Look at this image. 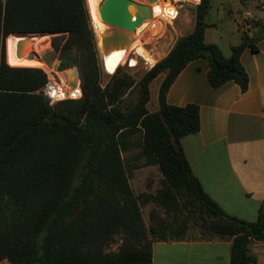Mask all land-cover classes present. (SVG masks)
Wrapping results in <instances>:
<instances>
[{
	"label": "trees",
	"instance_id": "16d2710c",
	"mask_svg": "<svg viewBox=\"0 0 264 264\" xmlns=\"http://www.w3.org/2000/svg\"><path fill=\"white\" fill-rule=\"evenodd\" d=\"M210 8L211 0L201 1L193 31L142 80L118 68L102 86L87 0H0L1 261L153 264L154 242L187 240L196 222L201 240H232L230 264H257L251 247L264 242V210L249 222L227 214L205 193L181 146L184 137L200 131L199 107L167 103L178 75L198 59L209 63L213 87L234 81L243 92L249 88L241 64L247 43L227 58L205 41ZM18 33L57 35L51 45L59 69L78 67L80 99L51 105L41 92L47 82L42 69L8 63L6 41ZM162 74L159 110L150 113V87ZM136 87L138 102L128 106ZM151 166L160 171L161 188L137 197L132 174ZM149 203L182 220L168 222L153 209L147 227L142 207Z\"/></svg>",
	"mask_w": 264,
	"mask_h": 264
},
{
	"label": "crops",
	"instance_id": "0c3cea01",
	"mask_svg": "<svg viewBox=\"0 0 264 264\" xmlns=\"http://www.w3.org/2000/svg\"><path fill=\"white\" fill-rule=\"evenodd\" d=\"M206 23V43L218 46L227 58L234 47L247 43L241 64L249 88L243 92L234 81L213 87L209 63L198 59L178 75L167 103L199 107L200 131L181 140L191 169L227 214L254 222L264 210V0H211ZM158 96L159 91L150 113L159 110ZM144 169L152 173L158 167ZM231 246L232 240L156 241L153 264H230ZM251 250L257 264H264V242H255Z\"/></svg>",
	"mask_w": 264,
	"mask_h": 264
},
{
	"label": "rangeland",
	"instance_id": "374dc122",
	"mask_svg": "<svg viewBox=\"0 0 264 264\" xmlns=\"http://www.w3.org/2000/svg\"><path fill=\"white\" fill-rule=\"evenodd\" d=\"M133 2L140 4V5H145L148 6L149 3H151V0H132ZM90 11V10H89ZM196 19H195V8L194 7H186L182 12L179 17V19L170 25L162 26V33L156 35L155 37H148L144 31L141 32V29L138 27V32L139 34L134 33H129L131 42L126 46L128 50H131V47H133V44H142L144 51H147L150 55L154 56L155 58H150L148 55L145 56V58H141L136 56L134 53H132L129 56V59L127 63L124 66H121V74H130L133 76V78L138 82L139 78L138 76H141L144 71H149L151 67H149L147 64L149 62H154L155 64L158 63L159 61L163 60L169 52L172 50L174 45L176 44L177 40L183 36H186L189 34L190 29L192 28L193 25H195ZM143 25V24H142ZM141 25V26H142ZM40 34V33H39ZM42 37L44 38H49V41L47 42L46 45H49V48L42 52L40 54L41 59L45 62V68L48 69H53L54 72L57 73L58 77L65 83V81L68 80V76L66 71L67 70H56V65L57 62H60L58 59V55L54 52L51 42L53 38L56 36V34H41ZM40 36L38 42L42 39ZM9 39V38H8ZM8 39L6 41L7 45V59L8 63L11 66H17V67H32V68H38L41 69L42 65H32V66H20V65H14L10 61V55H9V47H8ZM35 40V39H34ZM37 42V43H38ZM99 47V46H98ZM38 51V50H37ZM39 52V51H38ZM99 54H100V65L102 68V86H106L108 82L110 81L111 77L115 74H107L104 70V62L102 58L103 52L99 48ZM136 60L138 63H131V60ZM130 63V64H129ZM60 66V65H59ZM78 68V67H77ZM165 75L162 74L160 75L152 84L150 87L151 90V100L147 106L149 111L154 110V104H155V98L157 95V92L160 89V85L164 79ZM57 78V77H56ZM57 80H59L57 78ZM72 80V78H70ZM138 96H139V88L136 87L132 89L127 97V105L128 106H134L138 102ZM142 163V162H141ZM139 165V164H138ZM146 167H139L137 168L130 179V185L134 191V194L138 197L140 194L147 193V194H156L157 191L161 188V175L158 169L155 171H152V173H148L147 170H141ZM153 209H158L160 211V214L167 219L168 222H180L182 219L181 218H175L172 216H167L165 212L158 207L154 203H149L148 205L142 207V212H143V218L146 223L147 227L151 226L150 223V212ZM203 232L200 228V225L196 222H192L189 225V229L186 233V238L188 240H200L203 238ZM206 240V239H205ZM117 247L115 246L114 249Z\"/></svg>",
	"mask_w": 264,
	"mask_h": 264
},
{
	"label": "water",
	"instance_id": "95a60500",
	"mask_svg": "<svg viewBox=\"0 0 264 264\" xmlns=\"http://www.w3.org/2000/svg\"><path fill=\"white\" fill-rule=\"evenodd\" d=\"M152 3L157 0H151ZM131 8L133 9L131 11ZM100 15L103 23L114 29L102 36L103 53L107 54L113 50L126 48L131 42L129 33L136 32L137 28L143 23L151 19V9L149 6L140 5L132 0H104L100 6ZM135 18V20H133ZM26 34V33H18ZM57 36V35H56ZM27 41L20 40L16 46V55L18 58L25 56ZM35 54L28 55L29 60H33ZM60 62H57L56 70H58ZM150 71V70H149ZM149 71H144L138 76L139 81L142 80ZM68 80L67 84L74 87L78 80L80 81V71L77 67H73L66 71ZM72 78V80H70Z\"/></svg>",
	"mask_w": 264,
	"mask_h": 264
},
{
	"label": "bare ground",
	"instance_id": "6f19581e",
	"mask_svg": "<svg viewBox=\"0 0 264 264\" xmlns=\"http://www.w3.org/2000/svg\"><path fill=\"white\" fill-rule=\"evenodd\" d=\"M88 6L90 10V14L92 17V22L94 26V30L97 36L98 46L100 50L103 52L102 49V36L105 35L107 32H112L114 29H111L107 25H105L101 19L100 15V6L104 0H87ZM133 9L131 8V11ZM141 29V32L145 28V24L139 27ZM136 34H139L138 29ZM50 35V34H49ZM41 34H13L8 39V47H9V55H10V61L14 65H20V66H32V65H42V67L45 66V62L41 59L40 54L44 51H46L49 48V45H46L49 41V38H43L38 42ZM52 36V35H50ZM35 39V40H34ZM20 40H26L27 41V48L25 52V56L23 58H18L16 55V46L17 43ZM38 42V43H37ZM39 52H38V51ZM134 53L136 56L145 58V56H149L150 58H155L154 56L147 53V51H144L142 44H133V47H131V50L128 48H121L113 50L107 54H102L103 62H104V70L107 74L111 75L114 74V72L121 66H124L129 56ZM35 54L36 57L33 60L28 59V55ZM156 59V58H155ZM131 63H138L136 60H131ZM149 67H154L156 64L154 62H149L147 64ZM151 67V68H152Z\"/></svg>",
	"mask_w": 264,
	"mask_h": 264
},
{
	"label": "built area",
	"instance_id": "2783aa9c",
	"mask_svg": "<svg viewBox=\"0 0 264 264\" xmlns=\"http://www.w3.org/2000/svg\"><path fill=\"white\" fill-rule=\"evenodd\" d=\"M202 0H157L155 3H149L151 9V19L146 21L144 32L148 37H155L162 33V26L174 24L180 17L181 12L186 7L196 8ZM135 20V18L133 19ZM247 15L241 18L245 23ZM47 75V82L41 89V92L50 99V104L55 105L68 100H78L82 97L81 82L78 80L74 87H71L58 77L53 69L41 67ZM59 80H57V78Z\"/></svg>",
	"mask_w": 264,
	"mask_h": 264
},
{
	"label": "flooded vegetation",
	"instance_id": "af4514ba",
	"mask_svg": "<svg viewBox=\"0 0 264 264\" xmlns=\"http://www.w3.org/2000/svg\"><path fill=\"white\" fill-rule=\"evenodd\" d=\"M130 64V63H129Z\"/></svg>",
	"mask_w": 264,
	"mask_h": 264
}]
</instances>
